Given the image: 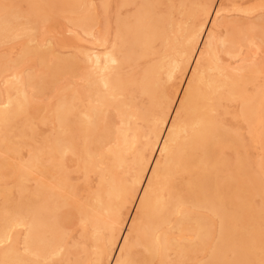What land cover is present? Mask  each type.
<instances>
[{
	"label": "bare ground",
	"instance_id": "bare-ground-1",
	"mask_svg": "<svg viewBox=\"0 0 264 264\" xmlns=\"http://www.w3.org/2000/svg\"><path fill=\"white\" fill-rule=\"evenodd\" d=\"M255 1L0 0V264H264Z\"/></svg>",
	"mask_w": 264,
	"mask_h": 264
},
{
	"label": "rangeland",
	"instance_id": "rangeland-1",
	"mask_svg": "<svg viewBox=\"0 0 264 264\" xmlns=\"http://www.w3.org/2000/svg\"><path fill=\"white\" fill-rule=\"evenodd\" d=\"M94 1H95L96 5L99 4V0H94ZM235 2L237 5L239 4L240 6L239 5L238 6L241 8L242 7L246 8L249 5L251 6L254 3H256L255 0H235ZM252 2H254V3H252ZM100 12H101L100 9H96V13L98 15V20L100 19L99 21L101 23V22H103V17L101 16ZM260 13H262V14H260ZM263 13L264 12H262V10L258 11V12H256V14L255 13L253 14L255 16V17L254 16L253 17L256 19L259 16L263 15ZM233 14H234V16H233ZM228 15H232L231 19H234V20H236V19L239 20V19H241L242 16H244L243 14H238V12L230 13ZM238 16H239V19H238ZM263 19H264V17H263ZM100 23H99V25H100ZM99 27L100 26H98L96 29L98 30ZM80 31H81V29L74 27L66 19H64L62 17H58L57 19L52 20L50 22H46L44 24L43 28L37 32V39H38V41H40L45 46H49L50 43L53 44L54 50H56L60 54L62 53V55L65 54L66 56L67 55L70 56L72 54H77L78 47L80 45L91 47L92 46L91 42L95 41L94 37H88L85 34H83L82 31L81 32ZM18 40L20 41L21 39H18ZM18 40L15 42H12L11 44L9 43V44H5V45H0V52L1 53H9V54H12L13 56H16L20 52L22 43L25 42V39H23V38L20 42ZM254 51L255 52L257 51L256 52L257 53L256 54L257 61L258 60H260V61L264 60V38H260L258 40L257 46L254 47ZM65 83H66L65 80H63L61 83H59V86L62 84H65ZM1 86H4L2 82L0 83V87ZM51 93L49 94V92H47V96L45 95V96L40 97V98H35L34 100L36 101V103L43 104L48 99V95L50 96ZM41 128L43 131H46L48 127L42 126Z\"/></svg>",
	"mask_w": 264,
	"mask_h": 264
}]
</instances>
